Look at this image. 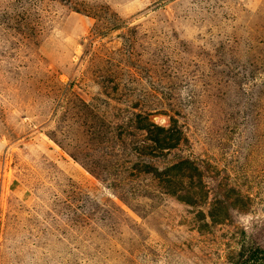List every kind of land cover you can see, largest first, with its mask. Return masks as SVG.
<instances>
[{"label":"rangeland","instance_id":"1","mask_svg":"<svg viewBox=\"0 0 264 264\" xmlns=\"http://www.w3.org/2000/svg\"><path fill=\"white\" fill-rule=\"evenodd\" d=\"M254 248L264 0H0V264Z\"/></svg>","mask_w":264,"mask_h":264},{"label":"trees","instance_id":"2","mask_svg":"<svg viewBox=\"0 0 264 264\" xmlns=\"http://www.w3.org/2000/svg\"><path fill=\"white\" fill-rule=\"evenodd\" d=\"M250 253L251 254L247 256V260H254V261H258L259 264H264V250L263 249L254 248L251 250Z\"/></svg>","mask_w":264,"mask_h":264}]
</instances>
